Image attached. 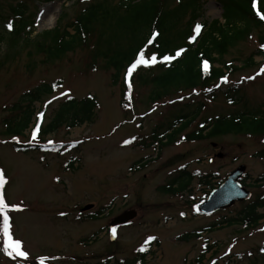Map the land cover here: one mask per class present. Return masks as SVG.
<instances>
[{
  "label": "rangeland",
  "instance_id": "obj_1",
  "mask_svg": "<svg viewBox=\"0 0 264 264\" xmlns=\"http://www.w3.org/2000/svg\"><path fill=\"white\" fill-rule=\"evenodd\" d=\"M19 3L25 5L26 16H35L31 37L54 28L62 13L74 19L85 6L77 0H0V30L8 28L14 18L11 8ZM51 17L55 20L49 24ZM222 18L219 1L207 0L199 21L223 22ZM260 34L255 32L227 56V60L243 66L255 52L252 66L227 78L228 85H241L235 103L223 95L214 100L196 96L198 89L171 90L157 104L149 100L150 88L136 83L127 95L126 107L121 81L113 83V70L104 67L105 61L100 59L97 70L89 65L94 53L90 48L51 63L44 62L36 52L32 61L29 49L8 59L0 70V170L6 180L2 192L9 205L19 206V210L8 209L11 234L22 242V250L28 256L8 254L0 214V264H42L41 258L43 264H137V252L149 242L144 264H264V219L249 227L222 221L238 217L244 205L264 194V186L255 182L264 174V158L257 155L264 147V139L225 135L185 140L204 119L264 108V54L256 52ZM9 50L4 44L1 54L4 56ZM59 78L64 79L63 87L56 95L45 98V103L59 95L82 98L93 94L99 103L95 122L48 135L44 142L54 144L52 148L29 153L15 151L14 141L40 142L38 133L35 139L32 135L38 120L33 118L24 136L7 135L2 121L10 113L8 108L26 89ZM228 85H223L221 91H226ZM191 100L204 102L195 121L170 143L154 141L153 130L161 125V129H167L183 112L182 104ZM45 103L35 104L36 114ZM53 107L49 105L43 122L49 121ZM241 166L245 171L240 181L251 196L224 210L200 213L199 207L211 191L200 180L208 176L216 188ZM182 169L194 176L188 188L179 192L166 190ZM186 183L187 178L179 179L176 186ZM87 205L92 207L82 211ZM129 210H135L136 217L126 225L116 226L113 241L110 223ZM260 212L264 214V209ZM202 229L208 231L198 237ZM191 233L197 235L180 239ZM211 245L213 249L203 261H198Z\"/></svg>",
  "mask_w": 264,
  "mask_h": 264
},
{
  "label": "trees",
  "instance_id": "obj_2",
  "mask_svg": "<svg viewBox=\"0 0 264 264\" xmlns=\"http://www.w3.org/2000/svg\"><path fill=\"white\" fill-rule=\"evenodd\" d=\"M77 1L85 6L74 19H68L67 14L62 13L54 28L35 37H31L35 30V16H26V7L22 3L12 6L14 18L10 22L13 27L11 30H0V70L8 59H15L25 49H29L28 55L32 61L36 52L43 56L44 62L51 63L80 49L90 48L94 53L89 58V65L93 70H97V61L100 59L105 61L104 67L113 70V83L117 85L121 81L122 99L126 107L129 106L127 95L136 83L149 87V100L157 104L166 98L171 90L182 92L198 89L199 92L194 93L196 96L214 100L223 95L228 102L235 103L241 85H228L224 78L252 66L255 52L245 59L243 66H237L234 60H227V56L255 32L261 33L260 47L256 52L264 54V49H261L264 48V19L261 18V15H264V0H255V7L254 0H218L223 8V22L216 19L210 23L199 21L207 0H117L113 3L111 0ZM197 24L201 25L198 34L195 31ZM154 33L158 35L154 36ZM4 44L11 50L3 56L1 51ZM141 50H144L146 59L156 54L157 62L138 66L131 77H128V69L136 61ZM179 50L183 51L176 57ZM165 56L175 58L164 61ZM204 61L208 62L207 70L204 68ZM225 84L228 85L227 90L221 91ZM63 85L64 79L59 78L39 82L23 91L8 108L9 115L3 118L5 134L13 137L24 136L34 121L35 104L45 103V98L56 95ZM181 99L184 100V96L179 98V102ZM49 105H54L53 110L51 109L52 116L40 126V142L14 141L12 144L15 151L29 153L54 147V144L44 142L48 135L62 128L72 129L94 123L99 103L93 94L82 98L75 95H59L47 102L43 108L45 116ZM182 106L185 107H182L183 112L178 113L167 129H161L164 128L161 125L153 130L151 138L154 141L164 143L166 139V144L170 143L200 115L204 102L196 103L191 100ZM225 135L256 136L264 139V108L222 114L210 120L204 119L200 128L188 134L185 140L196 141ZM257 155L264 158V147ZM183 178H187L186 185L174 187L175 183ZM193 178V174L182 169L167 189L171 192L183 191L188 188ZM255 182L264 186V174ZM200 183L214 187L208 176L202 178ZM260 209H264V194L244 205L238 217L222 221L248 227L256 226L264 218ZM204 231L206 229H202L198 237ZM192 235L197 233L186 234L180 239H187ZM150 246L149 242L147 247L137 252L134 258L137 259V264H144ZM212 248V245L206 247L198 261H203L206 253Z\"/></svg>",
  "mask_w": 264,
  "mask_h": 264
},
{
  "label": "snow or ice",
  "instance_id": "obj_3",
  "mask_svg": "<svg viewBox=\"0 0 264 264\" xmlns=\"http://www.w3.org/2000/svg\"><path fill=\"white\" fill-rule=\"evenodd\" d=\"M253 6L255 7V0H254ZM261 18L264 19V15H261ZM7 27L9 28V30H11L13 27L12 23L10 22L7 25ZM200 29H201V25L197 24L196 28H195V31L197 34L200 32ZM153 35L154 36L158 35V33H154ZM192 39L194 40L195 37H192ZM149 43H151V41H149ZM182 51L183 50L177 51L176 57H179L181 55ZM174 58L175 57H172V56H165L163 59H164V61H171ZM156 62H157L156 54H152L150 59H146L144 50H141L136 61L130 65L128 72H127V76L131 77L133 71L140 65H151V64H154ZM208 67H209L208 62L204 61L205 70H207ZM262 71H264V69H262ZM252 78H254V77H249V79H252ZM224 80L226 81L227 78L225 77ZM43 115H44V113L38 114V116L40 118H43ZM39 130H40V125L37 124L36 128L34 129V131L32 133L33 139L36 138V135L39 132ZM126 143H127V141H126ZM5 183H6V180L4 179L3 171L0 170V187H2ZM9 208H12L14 210H19L18 205H9L5 200V196H4L3 192H0V214H2V217H3V233H4L5 237L7 238L6 248L9 250L8 254L12 255L13 253H15L18 256L27 258L28 253L22 250V242L20 240L13 239V237H12L11 221H10V217L8 215V209ZM113 231H115V230H113ZM43 259L44 258H41L42 264H43Z\"/></svg>",
  "mask_w": 264,
  "mask_h": 264
},
{
  "label": "water",
  "instance_id": "obj_4",
  "mask_svg": "<svg viewBox=\"0 0 264 264\" xmlns=\"http://www.w3.org/2000/svg\"><path fill=\"white\" fill-rule=\"evenodd\" d=\"M245 167L241 166L234 171L225 182L216 190H214L207 198V201L201 206L203 213H212L218 209L228 207L237 200H244L250 197L251 193L243 188L239 183V179L243 175ZM92 206H87L85 210L90 209ZM137 215L135 210L126 211L124 214L116 218L111 224V235L115 238L114 227L118 224L127 223L134 219Z\"/></svg>",
  "mask_w": 264,
  "mask_h": 264
},
{
  "label": "bare ground",
  "instance_id": "obj_5",
  "mask_svg": "<svg viewBox=\"0 0 264 264\" xmlns=\"http://www.w3.org/2000/svg\"><path fill=\"white\" fill-rule=\"evenodd\" d=\"M54 20H55V18H54V17H51V19H48V20H47V23H49V24L51 23V24H52V23H54ZM47 23H46V24H47Z\"/></svg>",
  "mask_w": 264,
  "mask_h": 264
}]
</instances>
